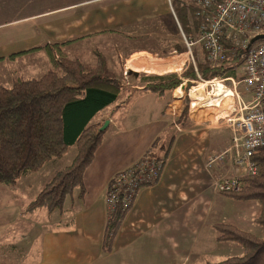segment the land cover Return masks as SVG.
Returning a JSON list of instances; mask_svg holds the SVG:
<instances>
[{
	"label": "crops",
	"instance_id": "crops-1",
	"mask_svg": "<svg viewBox=\"0 0 264 264\" xmlns=\"http://www.w3.org/2000/svg\"><path fill=\"white\" fill-rule=\"evenodd\" d=\"M11 1L21 7L13 11ZM195 11L183 0H0L1 85L48 71L44 45L52 43H59L58 56L69 60L94 64L102 55L109 71L118 65L122 79H117L124 84L119 99L95 116L115 105L102 114L108 129L84 172L82 199L76 190L62 210L37 207L27 212L35 196H2L0 264H190V255L211 248L212 226L219 222L216 209L225 200L217 183L234 173L229 146L218 152L216 132L221 127L231 131L230 126H222L219 115L197 118L196 106H188L189 78H183L182 89L159 97L142 91L145 82L125 87L123 76V71L127 77L181 74L190 63L181 32L195 36L200 22ZM191 55L196 64L206 58L196 43ZM167 103L172 113L178 108L179 116L186 107L181 123L179 116L165 113ZM170 136L158 179L138 190L104 251L108 182L136 163L157 137ZM219 155L222 159L208 164ZM29 173L35 174L21 175L10 188L18 191L19 180Z\"/></svg>",
	"mask_w": 264,
	"mask_h": 264
},
{
	"label": "trees",
	"instance_id": "trees-1",
	"mask_svg": "<svg viewBox=\"0 0 264 264\" xmlns=\"http://www.w3.org/2000/svg\"><path fill=\"white\" fill-rule=\"evenodd\" d=\"M223 43L230 50V43L225 40ZM44 48L51 61V68L47 72L38 78L16 79L10 86L0 84V183L12 186L21 175L36 172L52 158L62 156L69 146L74 145L76 151L70 163L57 170L27 204V212L37 207H44L48 211L62 210L66 198L72 197L76 190L77 198H83L84 172L108 129L107 126L99 131L103 121H94L93 118L114 103L123 89L121 81L108 71L102 55H97L94 64H88L63 57L55 59L59 43L46 44ZM238 59L236 52L230 54L221 65L211 66L205 60L197 67L204 79L235 77ZM195 77L191 66L181 74L151 75L147 77L142 91L162 97L167 91L178 87L183 78ZM189 85L187 83V88ZM185 115L186 107L177 122L181 123ZM172 138L157 137L132 165L134 171L152 159L164 160ZM254 159L259 166L258 173L242 176L238 189L221 192L239 200L258 201L261 210L257 220L264 227V147ZM122 174L123 170L113 175L105 190V195L114 193L116 201L111 210L107 209L104 251L110 248L131 207L123 205L124 185L119 177ZM213 227L218 241L237 243L242 254L203 264H264L263 237L230 224L216 223Z\"/></svg>",
	"mask_w": 264,
	"mask_h": 264
},
{
	"label": "built area",
	"instance_id": "built-area-1",
	"mask_svg": "<svg viewBox=\"0 0 264 264\" xmlns=\"http://www.w3.org/2000/svg\"><path fill=\"white\" fill-rule=\"evenodd\" d=\"M183 2L195 6V15L200 18L193 39L191 35L187 36L181 32L183 44L190 55V62L196 74V79L191 81L209 86L210 88L206 90L208 94L213 93L219 83L226 88L225 81H231V88L228 89L236 103H230L229 114L233 113V117L227 118L226 115L225 118L232 131L229 153L234 173L223 177L217 183V189L220 192L238 189L242 176L258 173L259 166L254 157L264 147V39L251 42L255 36L264 33V0H183ZM223 40L230 43V50L224 45ZM195 43L201 46L211 66L225 63L230 54L234 55L237 52L241 60V79L235 82L232 76L219 80L201 78L191 55ZM126 73L124 71L125 75ZM240 83L248 94L247 100H244L236 90V85ZM192 87L190 86V89ZM220 102L221 100L216 104ZM188 106L190 108L196 106L191 98ZM175 110V113H172L170 103H167L165 109L167 115L177 118L178 108ZM222 156L210 157L208 164L222 159ZM163 163V159H152L136 172L132 165L123 169V174L119 177L121 176L124 185L122 201L125 207L132 205L141 187L151 185L158 179ZM105 200L107 209L111 210L116 196L110 193L106 195Z\"/></svg>",
	"mask_w": 264,
	"mask_h": 264
},
{
	"label": "rangeland",
	"instance_id": "rangeland-1",
	"mask_svg": "<svg viewBox=\"0 0 264 264\" xmlns=\"http://www.w3.org/2000/svg\"><path fill=\"white\" fill-rule=\"evenodd\" d=\"M8 7H11L12 10L15 11V10H18L19 7H21V6L13 5V3L11 1L8 4ZM2 9H5V7H3ZM8 11L9 10H7V12ZM185 35H187V36L191 35L192 36L191 39H193V37H194V35L189 34V33H185ZM185 49H186V47H185ZM98 55H100V54H98ZM58 58H60V56H58V53L55 51V59H58ZM205 60L207 61L206 58H205ZM238 62H239V67L237 68V74L235 77H233L235 82L240 80L242 77V69L240 67L241 60L238 59ZM50 64H51V61H50ZM116 65L117 64L113 65V68L111 69V71H109V70L108 71L110 72V74L112 76H114L115 78L118 77L121 80L122 79L121 70L118 69L117 68L118 65L117 66ZM189 66H191L194 70V67H193L191 62L189 63ZM195 66H196L197 72L199 73L201 78H203V76L198 71V67H197L198 64H196ZM50 68H51V66H50ZM194 72H195V70H194ZM151 75H154V74L153 73H146V72H139V73H136V75H134V76L130 75L129 77H127V73L125 75L124 71H123V76L125 77L124 82L125 83L128 82V85L125 84V87L126 86L128 87L129 84H132L133 82H136L137 80L140 83L145 82V84H146L147 83V77L151 76ZM195 79H196V77H195ZM195 79L189 80L190 85L188 88H190V86H195L194 89L199 91L197 89V88H199L198 83L191 81V80H195ZM219 79L220 78H217V80H219ZM205 80H209V79H205ZM225 84H226V88H231V81H229V80L225 81ZM123 86H124V84H123ZM202 87L204 88V93H201V94L199 93L201 102L199 103V100H198L196 107L193 109V110L197 111V114H198L197 118H200V119H205V118H209V117L213 118V117L219 115L220 116L219 122L222 123V126L223 125H227V126L229 125L230 126L229 122L228 123L225 122L226 114L228 115L227 118L233 117V113L229 114L230 111L226 110V107H227L228 103L230 102V98H228V99L224 98L220 102L221 106L215 107L214 104L216 102L215 101L216 98L212 97V93H209V95H206L207 94L206 90H207V88H210V87L209 86H207V87L202 86ZM236 90L244 100H247L249 98L247 92L244 90L241 83L236 85ZM167 95H168L167 98L170 99L171 93H169ZM215 97H217V96H215ZM232 102L236 103L235 100L234 101L232 100ZM121 103H123V102H121ZM185 103H186V101H185ZM114 106L115 105L104 110L102 114L108 115ZM102 114L99 116V118L95 117V121H102L103 120ZM237 115H239V114H237ZM216 134L218 135V142L220 143L219 144L220 149L218 150V152L220 150L222 151L227 146H229V148H230V146L232 144V142H231L232 132L229 130V128L221 127L217 130ZM229 148L227 149V151L229 150ZM75 151L76 150H75L74 145L69 146L62 156L52 158L48 162L44 163V165L42 166V168L39 171L31 172V173H35V174L29 173V174H27V176H23L18 182V189H19L18 191L13 190L15 188H10V186H11L10 184L0 183V207L3 206L2 201H4L5 199H3L2 196H4L5 194H7V195L16 194L15 197L18 198L19 200L20 199H26V197H27V199H29V197L33 198L35 196V194L49 180V178L52 176V174H54L57 170L63 168L64 166H66L67 164L70 163L71 159L73 158V156L75 154ZM6 185H9V186H6ZM221 195H222V197L224 196L225 200L222 199L219 207L216 209V211H217L216 214L219 216V222L218 223H225V224H230V225L236 226L237 228H239L243 231L252 233V234L259 236V237H263V239H264V236H263L264 235V227L257 220V217L259 216V213L261 210V204L256 200L235 199L234 197H231V196H229L223 192H221ZM212 230H213L214 235L216 237V231H215L213 226H212ZM215 237H214V244L210 245L211 248L209 246H206L203 253H197V254L195 253V254L190 255V259H191L190 264H203L206 262H218V261L224 260L228 257L237 256V255L242 254V249L237 243L232 242V241H218ZM206 239H208V238H206ZM191 262H193V263H191Z\"/></svg>",
	"mask_w": 264,
	"mask_h": 264
},
{
	"label": "bare ground",
	"instance_id": "bare-ground-1",
	"mask_svg": "<svg viewBox=\"0 0 264 264\" xmlns=\"http://www.w3.org/2000/svg\"><path fill=\"white\" fill-rule=\"evenodd\" d=\"M203 85H199V88H197L199 91H197L195 88V86H193L189 92V96L191 97L192 99V102L195 103V105L198 103V100H199V103L201 102V99H200V94L201 93H204V89L202 87ZM181 89L183 86H179ZM197 87V86H196ZM178 88V87H177ZM200 93V94H199ZM206 95H209L208 93ZM217 96V97H215ZM212 97L213 98H216L215 99V104L214 106L216 107V105L218 106H221L220 104H216L219 100H223L224 98L228 99L230 98V102L228 103L227 107H226V110L227 111H231V107H230V103L232 102V98H231V91L228 89V88H225L221 85V83H219L216 88H214L213 90V93H212ZM227 115V114H226Z\"/></svg>",
	"mask_w": 264,
	"mask_h": 264
},
{
	"label": "water",
	"instance_id": "water-1",
	"mask_svg": "<svg viewBox=\"0 0 264 264\" xmlns=\"http://www.w3.org/2000/svg\"><path fill=\"white\" fill-rule=\"evenodd\" d=\"M258 39H264V33L263 34H261V35H257V36H255L252 40H251V42H254L255 40H258ZM108 120L106 119L104 122H103V124L99 127V131H102V130H104L106 127H107V125H108Z\"/></svg>",
	"mask_w": 264,
	"mask_h": 264
}]
</instances>
